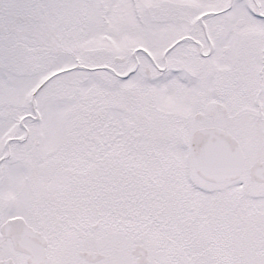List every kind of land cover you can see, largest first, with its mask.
I'll list each match as a JSON object with an SVG mask.
<instances>
[{
    "label": "snow or ice",
    "instance_id": "obj_1",
    "mask_svg": "<svg viewBox=\"0 0 264 264\" xmlns=\"http://www.w3.org/2000/svg\"><path fill=\"white\" fill-rule=\"evenodd\" d=\"M0 264H264V0H0Z\"/></svg>",
    "mask_w": 264,
    "mask_h": 264
}]
</instances>
